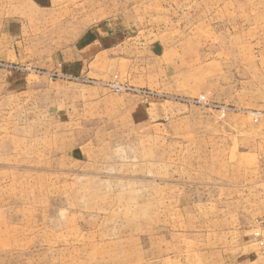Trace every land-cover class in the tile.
<instances>
[{"label": "rangeland", "instance_id": "rangeland-1", "mask_svg": "<svg viewBox=\"0 0 264 264\" xmlns=\"http://www.w3.org/2000/svg\"><path fill=\"white\" fill-rule=\"evenodd\" d=\"M0 264H264V0H0Z\"/></svg>", "mask_w": 264, "mask_h": 264}]
</instances>
